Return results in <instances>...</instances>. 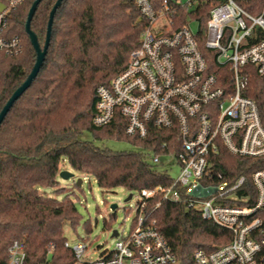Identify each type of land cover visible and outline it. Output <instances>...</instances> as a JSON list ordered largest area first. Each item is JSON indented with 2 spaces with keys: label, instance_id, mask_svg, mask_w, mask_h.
Instances as JSON below:
<instances>
[{
  "label": "trees",
  "instance_id": "trees-1",
  "mask_svg": "<svg viewBox=\"0 0 264 264\" xmlns=\"http://www.w3.org/2000/svg\"><path fill=\"white\" fill-rule=\"evenodd\" d=\"M56 1L42 0L31 21L42 47ZM235 1L253 16L263 14L264 0ZM33 2L25 0L15 9L9 24V32L21 37V51L0 52V111L36 62V50L25 30ZM62 2L54 15L44 63L0 126V264H8V249L14 240L25 245V264H73L74 252L65 246L64 231L66 225L73 229L79 225L78 206L69 196L58 199L41 192L51 188L63 193L58 177L65 161L75 171L94 177L98 187L106 191L123 187L133 194L142 188L168 187L173 181L170 173L152 163L149 150L161 155L174 152L180 147L176 135L153 131L146 140L129 137L121 115L106 126L93 124L98 87L110 85L140 45L146 21L136 4L133 0ZM210 9L205 3L194 13L200 20L201 34ZM263 38V30L257 27L251 42ZM202 49L208 72L227 86L231 76L228 68L216 61L214 51L203 45ZM245 73L249 77L244 94L256 101L264 126V77L253 65H247ZM85 131L100 141L126 140L136 149L98 146L80 137ZM166 141L167 148H162ZM211 163L214 181L218 173L230 183L243 175L254 195L252 174L264 170V156L235 155L220 144ZM144 213L156 219L181 264H190L196 249L210 250L232 237L230 231L204 220L184 203L162 200L160 195L148 203Z\"/></svg>",
  "mask_w": 264,
  "mask_h": 264
},
{
  "label": "built area",
  "instance_id": "built-area-1",
  "mask_svg": "<svg viewBox=\"0 0 264 264\" xmlns=\"http://www.w3.org/2000/svg\"><path fill=\"white\" fill-rule=\"evenodd\" d=\"M133 1L146 21L140 45L110 85L98 87L93 124L106 126L121 115L129 137L146 140L153 131H170L180 147L164 155L149 150L151 161L161 165L169 160L180 170L177 177L172 176L170 186L138 192L137 215L127 231L115 229L112 250L92 258L87 244L71 245L66 240L65 246L74 252L73 264H181L156 219L144 213L158 195L162 200L184 203L232 235L210 250L196 249L190 264H264V170L252 174L253 195L245 176L230 183L218 173L214 181L211 168L220 144L235 155L264 156L259 108L244 94L247 65L255 66L264 77V38L251 42L257 27L264 32V11L253 16L235 0ZM24 2L0 0V52L21 51V37L9 32V24L13 11ZM205 3L211 9L201 34L194 13ZM202 45L228 68L227 86L208 72ZM167 145L166 141L161 147ZM244 188L247 192H242ZM8 252V264L26 263L22 241L14 240Z\"/></svg>",
  "mask_w": 264,
  "mask_h": 264
},
{
  "label": "rangeland",
  "instance_id": "rangeland-1",
  "mask_svg": "<svg viewBox=\"0 0 264 264\" xmlns=\"http://www.w3.org/2000/svg\"><path fill=\"white\" fill-rule=\"evenodd\" d=\"M83 140L92 141L96 145L106 146L112 150H135L134 145H131L126 140L105 139L96 140L90 132H84L80 135ZM166 160V159H165ZM162 170H167L173 177L179 174V165L168 161L159 166ZM61 171L72 173L73 176L68 179H63L60 174L58 180L63 193L56 192L55 189H41V192L62 199L65 196L75 200L78 209L81 213V221L76 229L65 226L64 235L67 241L74 245L79 241L88 245V256L96 258L105 250L114 248L116 239L112 231H127L136 212V197L137 192H133V197L130 200L126 198L132 193L123 187H118L113 191L102 190L98 187L96 179L92 176H87L75 171L70 164L65 161L61 165ZM78 179H82L81 184H77ZM116 204L114 210L115 216L112 215L113 210L111 205Z\"/></svg>",
  "mask_w": 264,
  "mask_h": 264
},
{
  "label": "water",
  "instance_id": "water-1",
  "mask_svg": "<svg viewBox=\"0 0 264 264\" xmlns=\"http://www.w3.org/2000/svg\"><path fill=\"white\" fill-rule=\"evenodd\" d=\"M42 0H35V2L32 3L30 10L28 12V19L26 20V24H25V30L26 33L29 36L31 43L34 47V50H36L37 53V58H36V62L33 66V70L30 71L29 75L27 76V78L24 80V82L17 87V89L12 93L11 97L8 99V101L6 102V104L3 106L2 110L0 111V126L4 120V118L6 117L7 113L9 112V110L11 109L12 105L14 104V102L21 96V94L28 89V87H30V85L32 84V82L34 81V79L37 77L40 68L42 67L43 63H44V59L48 50V46H49V42H50V36H51V31H52V25H53V19H54V15L55 12L57 11L58 7L61 5V3H63V0H57L50 12V17H49V22H48V28H47V34H46V40H45V44L42 47L39 43L38 37L37 35L33 32V30L31 29V21L33 19V16L35 14V11L39 5V3ZM1 8H3V5L1 6ZM60 176L63 179H68L70 177L73 176L72 173H69L67 171H61ZM82 179H78L77 184H81ZM133 197V194L130 193V195L126 198V200H130ZM117 208L116 204H112L111 205V209L113 210L112 215L115 216V212L114 210ZM117 235V230H113V236Z\"/></svg>",
  "mask_w": 264,
  "mask_h": 264
}]
</instances>
